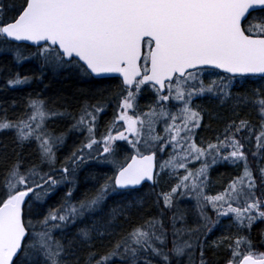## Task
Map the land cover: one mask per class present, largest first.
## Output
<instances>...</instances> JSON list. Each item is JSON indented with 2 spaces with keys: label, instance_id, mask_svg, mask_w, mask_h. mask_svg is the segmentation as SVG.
<instances>
[{
  "label": "snow or ice",
  "instance_id": "1",
  "mask_svg": "<svg viewBox=\"0 0 264 264\" xmlns=\"http://www.w3.org/2000/svg\"><path fill=\"white\" fill-rule=\"evenodd\" d=\"M0 134V264H264V0H0Z\"/></svg>",
  "mask_w": 264,
  "mask_h": 264
},
{
  "label": "trees",
  "instance_id": "2",
  "mask_svg": "<svg viewBox=\"0 0 264 264\" xmlns=\"http://www.w3.org/2000/svg\"><path fill=\"white\" fill-rule=\"evenodd\" d=\"M25 67H27L26 72L22 73V74H27L28 75V72H31L32 74L33 73L38 74V72H39L38 65L36 64L35 61L25 62V63L21 64L16 70L20 72V69L25 68ZM33 87L34 86L32 84V85L24 86L21 89L10 90L13 93L9 92L8 96L9 97H12V96H17V97L18 96H24L28 92L33 91V89H34ZM78 88H82V87L81 86H77L76 84L71 83L70 81H62V82H59V83H53L51 85V88L49 87L48 91L50 92L49 96H53V95H56V94L71 95ZM110 116H111V112H109L106 117L110 118ZM0 142H1V144H7L9 147H11L10 135H8L7 137H5L3 135L0 138ZM72 143H73L72 139L70 140L69 143L67 142V144L69 146H71ZM232 171L233 170L231 168H228V167H225V166H220V167H218V168H216V169H214L212 171L211 178L215 182V181H217L218 177H220V175L222 173H231ZM225 223H227V221H225ZM261 228H264V223H259L258 222L256 225H254V227H253V235H257ZM217 234H219V233L217 232Z\"/></svg>",
  "mask_w": 264,
  "mask_h": 264
},
{
  "label": "rangeland",
  "instance_id": "3",
  "mask_svg": "<svg viewBox=\"0 0 264 264\" xmlns=\"http://www.w3.org/2000/svg\"><path fill=\"white\" fill-rule=\"evenodd\" d=\"M27 67L20 69L21 73H25L26 72ZM28 75H32L31 72H28ZM62 81H70L71 83L76 84L77 86H81V87H85V85L82 82H78L76 81L74 78H70V77H66V75H60V76H53L51 72L47 73V78L44 80V83L48 85V89L49 87L51 88V85L53 83H59ZM33 88L36 89L37 85L34 83L33 84ZM42 87V86H41ZM33 89V90H34ZM48 89L46 90V94L50 95V92L48 91ZM10 93H13L11 91H9ZM59 130V129H58ZM4 134H0V138L3 136ZM5 137H7L8 135H4ZM1 144V142H0ZM83 179V178H82ZM90 186V185H89Z\"/></svg>",
  "mask_w": 264,
  "mask_h": 264
},
{
  "label": "flooded vegetation",
  "instance_id": "4",
  "mask_svg": "<svg viewBox=\"0 0 264 264\" xmlns=\"http://www.w3.org/2000/svg\"><path fill=\"white\" fill-rule=\"evenodd\" d=\"M105 119H108V117H105ZM69 139H73V138H72V137H69ZM69 139H68V140H69ZM82 178H83V177H82Z\"/></svg>",
  "mask_w": 264,
  "mask_h": 264
}]
</instances>
